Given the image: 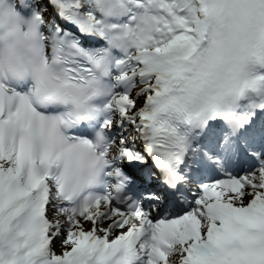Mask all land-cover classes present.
Listing matches in <instances>:
<instances>
[{"label": "snow or ice", "instance_id": "1", "mask_svg": "<svg viewBox=\"0 0 264 264\" xmlns=\"http://www.w3.org/2000/svg\"><path fill=\"white\" fill-rule=\"evenodd\" d=\"M20 8L0 37V264H264V0ZM97 155L81 204L60 170Z\"/></svg>", "mask_w": 264, "mask_h": 264}, {"label": "clouds", "instance_id": "2", "mask_svg": "<svg viewBox=\"0 0 264 264\" xmlns=\"http://www.w3.org/2000/svg\"><path fill=\"white\" fill-rule=\"evenodd\" d=\"M23 0H2L0 5V37L7 36L9 31L19 25L21 4ZM26 30V26H22ZM13 84L31 87L30 80H15ZM98 121L95 118L84 120L82 125L93 127ZM54 157H61L62 153L58 147L45 145ZM102 149H98V152ZM99 163L95 166L85 163L78 166L67 164L60 170V182L66 195L76 198L81 204L90 201L96 194L101 181L104 179L103 157L97 155Z\"/></svg>", "mask_w": 264, "mask_h": 264}, {"label": "bare ground", "instance_id": "3", "mask_svg": "<svg viewBox=\"0 0 264 264\" xmlns=\"http://www.w3.org/2000/svg\"><path fill=\"white\" fill-rule=\"evenodd\" d=\"M142 97H143V96L139 97L138 100H140ZM137 145H138V143H137ZM56 250H57V252H59V250H60V246H59V244L56 246Z\"/></svg>", "mask_w": 264, "mask_h": 264}]
</instances>
